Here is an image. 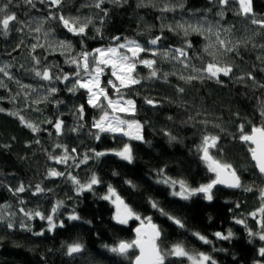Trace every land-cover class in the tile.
I'll list each match as a JSON object with an SVG mask.
<instances>
[{"label": "trees", "instance_id": "trees-1", "mask_svg": "<svg viewBox=\"0 0 264 264\" xmlns=\"http://www.w3.org/2000/svg\"><path fill=\"white\" fill-rule=\"evenodd\" d=\"M34 2L32 7L25 0H13L8 10L16 14L20 23L11 24L7 36L0 30V67L7 66L8 73L0 72V264H133L135 249L124 257L104 247L133 240L139 225L136 220L128 225L113 221L112 206L101 199L109 185L133 212L141 218H151L161 230L160 245L165 250L179 243L190 254L210 255L216 264H256L264 260L258 255L264 241L249 236V231H261L259 217L254 219L251 213L264 205V176L255 172L249 159L250 146L239 138L241 124L248 134L253 126L264 127V29L251 23L253 16L238 15L236 0H230L223 9L218 0H105L101 8L107 11L106 16L95 7L97 0H63L58 8L48 2ZM5 3L7 0H0V6ZM252 9L255 19L264 20V0H252ZM221 10L223 16L218 14ZM61 15L91 23L84 35H74L58 19ZM189 25L203 31L189 29L185 34ZM37 27L40 32L35 31ZM217 30L232 42L234 51L224 52L215 46ZM155 37L161 39L153 47L148 41ZM125 38L149 49L140 57L154 60L157 72L156 77H151L152 69L137 63L134 76L140 83L121 90L125 99L136 104L135 115L122 118L140 122L143 141L111 133H102L97 140L92 125L102 113L87 104L86 91L79 89L73 94L68 90L71 80L44 81L35 71L49 68L54 75H72L76 67L70 60L82 51L92 53L97 48L125 42ZM61 42L71 48L60 47ZM33 45L37 47L33 49ZM176 49H183L187 58L174 59V55L178 56ZM152 50L158 54L153 56ZM210 53L233 69L228 76L221 75L219 82L198 71L213 60ZM189 76L202 78L188 81ZM109 79L115 80L106 68L101 83L114 99L117 94L107 84ZM51 87L57 89L55 94H49ZM181 88L183 92L178 91ZM146 99H152L155 106L147 104ZM81 105L83 119L76 112ZM21 116L40 131L25 127ZM57 119L63 121L59 135L54 127ZM204 136L218 137L210 153L232 165L241 187L235 191L214 187L211 201L201 194L188 200L173 196L171 187L157 182L161 171L192 188L215 179L198 150ZM124 144L132 147V163L111 154ZM65 148L67 155L75 159L67 164L56 163L51 157L64 156ZM94 152L108 154L97 158ZM85 154L90 158L77 167ZM51 170L64 175L50 176ZM69 174L81 184H87L95 174L101 183L78 194ZM20 185L25 187L23 193L10 191ZM37 185L44 191L37 192ZM150 201H156L159 208H153ZM25 211L53 215L54 221L64 227L49 232L47 220L38 216L29 219ZM73 212L81 219L69 220ZM169 216L180 219L184 227L173 223ZM237 219L244 223H236ZM9 222L14 225L11 229L7 227ZM229 231L233 235L228 240L214 235ZM38 232L44 234H34ZM194 233L210 243L205 244ZM73 242L82 243L84 250L69 257L67 245ZM165 264L190 262L169 256Z\"/></svg>", "mask_w": 264, "mask_h": 264}, {"label": "snow or ice", "instance_id": "snow-or-ice-1", "mask_svg": "<svg viewBox=\"0 0 264 264\" xmlns=\"http://www.w3.org/2000/svg\"><path fill=\"white\" fill-rule=\"evenodd\" d=\"M40 3L48 2L53 7H59L63 0H39ZM105 2V0H97L95 3V7L101 9L104 12V15H107V11L101 8V5ZM114 3H119L120 0H113ZM219 4L222 6L229 5L230 0H218ZM239 4L238 15L242 14L245 17L253 16L251 19V23L254 25H258L260 28L264 29V20H257L254 18L253 9H252V0H236ZM13 3V0H7V3L0 6V30L3 31L5 36L8 35L10 31V25L15 23H20L17 19L15 13H11L8 10V6ZM26 4L35 7L34 0H25ZM167 11L168 9H164ZM220 16H223V10L218 13ZM56 18V17H51ZM58 19L63 24L64 28H66L69 32L74 35H84L86 32V28L88 23H91V20L86 23H80L78 19L73 18H65L63 15L59 16ZM103 22V21H101ZM192 31H203L201 28L196 27L193 28L189 25L188 29H185V34H187L188 30ZM22 30V29H18ZM171 30V29H170ZM36 32H40L41 28L37 27L35 29ZM208 32H212V28L207 29ZM223 31L227 32L229 29H224ZM99 32V29H97ZM216 36V45L219 49H222L224 52H232L235 50V46L232 44L230 40L222 38L221 31L217 30L215 32ZM114 40H120V37H114ZM161 37H155L148 41L149 44L155 46L160 41ZM42 46V45H41ZM190 46V45H189ZM33 49L37 47V45L32 46ZM60 47L65 49H70L71 45L66 44L64 42L60 43ZM209 47H213V45H209ZM149 51L141 46L135 40H130L125 38V42L119 43L115 46H110L108 48H97L94 52L90 53L87 51H82L79 56L70 60V63L75 65L76 71L74 74H64L63 76L54 75L49 68H45L43 71H35V75L44 81H53L57 80L62 83H66L68 81H72L71 87L68 88L70 92L73 94L79 89H84L87 94V104L92 108H98L101 111V115L98 119L93 121L92 127L96 129L95 139H100V134L102 133H111V134H119L122 136H127L130 140H140L143 141L142 135V125L140 122L136 120H127L122 118L119 113H124L128 115H135L136 112V104L132 99H125L123 92L121 91L123 88H128L132 85L140 83V80L134 76L137 63H141L151 71V77H156L157 72L153 68L155 64L154 60L141 59L140 53ZM130 53V55L128 54ZM175 53L178 56L174 55V59H179V57L187 58V53L183 49H176ZM153 56L158 53L155 50H152L151 53ZM214 56L213 60L206 64V66L201 71L203 76H206L209 79L216 78L217 82H219V77L221 75L228 76L232 73V66L228 64H222L217 59H215V54L210 53ZM167 55V53L165 54ZM35 59V58H34ZM180 63H184V60H180ZM38 64L39 61L37 60ZM6 67H0V72L8 75L6 71ZM187 67V64H185ZM108 68L111 70V76L115 78V80L109 79L107 84L114 89L117 94V98L113 99L109 96L107 88L102 86L101 77L105 74V69ZM11 79V77H9ZM202 77L198 76H189L187 77L188 81L193 79H198ZM250 79H254V77L249 74ZM181 79H185L181 77ZM118 82V83H117ZM57 89L55 87H51L48 89L49 94H55ZM178 91L183 92V89H178ZM149 105L155 106V102L152 99H146L145 101ZM39 103V101H36ZM57 104L62 103V101H57ZM76 112L80 119H83L84 115V106L81 105L76 109ZM261 115L264 116V111L261 112ZM21 123L25 125V127L31 129L33 132H38L40 129L33 123L24 120V118L20 117ZM48 123H53L52 121H48ZM54 127L56 133L62 134L63 131V121L57 119L54 123ZM82 127V125H80ZM77 128H73L72 131H77ZM240 130V140L245 143H249L251 145H255V147H250L249 151L251 152L252 159L255 161V167L259 169V172L264 175V127H256L253 126L251 129V133L244 132V125L239 126ZM170 139H175V137H170ZM218 137L216 136H204L201 146L199 147V152L201 153V159L207 166L209 172L214 173L215 179H212L211 182L202 184L199 187L192 188L183 180H173L166 177L163 174V171L159 173L160 179L157 181L158 183L167 184L169 187L173 189L172 195L178 196L180 199L188 200L192 196L197 194H203L204 199L211 201L213 199V188L218 184H223L227 187L231 188H240L241 181L240 177L236 174V171L232 168V165L216 159L211 153L210 149L214 148L217 144ZM39 141H37L38 143ZM60 147V145H57ZM75 149H72V152H75ZM68 150L65 148V155L59 157H51L56 161V163L67 164L70 159L74 160L75 157H71L67 155ZM108 153L105 152H94L95 157H101ZM111 154L119 157L121 160L127 161L128 163H132L134 160V155L132 151V147L129 144H124L123 147L119 150L113 151ZM90 157L85 154L82 161H78L76 166H79V163H86ZM115 174V173H114ZM50 176L58 177L64 175L62 172H58L55 170H51L49 172ZM68 179L72 181L74 185H76L77 193H82L83 191H91L94 185H98L101 183V180L93 174L89 179L87 184H81L80 181L71 174L68 175ZM130 186L132 185L131 181H126ZM177 185L178 190H177ZM247 191H251L250 188L245 189ZM14 193H23L25 191V187L20 185L16 189H10ZM37 192L44 191L40 188L39 185L36 186ZM261 197L264 199V191L261 192ZM101 199L108 200L112 203L116 209L115 215L113 219L118 224L127 225L129 220L135 219L140 221V226L135 229V238L130 241H120L117 245L109 247L105 245L104 247L108 249V251L119 255L127 257L129 252L133 249L138 250V255H135L133 264H165L166 259L169 256L176 258H186L190 264H216V261L205 253H199L196 255L190 254L182 244H175L170 249H163L160 245V237L161 230L152 223L151 218H141L137 213L133 212V210L125 204L124 200L120 197V195L116 192V190L109 185L107 188V193L101 197ZM151 206L153 208H159V205L156 201H150ZM60 204L57 205L59 207ZM21 211H24L21 209ZM53 214L56 212V208L52 210ZM161 214L167 215L161 210ZM24 215L31 219L33 216H38L42 220H47L48 223V231L51 232L57 227H64L63 223H56L53 219V215L44 216L40 212H24ZM254 219H257V223L260 225L261 231L259 233H253L249 231V236L258 237L260 241H264V205H262L257 212L251 213ZM180 228L184 227V224L180 219H177L173 216L168 217ZM69 220L76 221L80 220L81 217L73 212L68 216ZM236 223L243 224L244 221L237 219ZM22 228L31 231L26 225L21 224ZM8 228H13L14 225L9 222L7 224ZM35 235H43V232L34 233ZM198 239L203 241L205 244L210 243V241L200 235L199 233H194ZM217 239L228 240L232 237V232L229 231L227 234H223L217 232L214 234ZM84 245L79 242H73L67 245L66 254L69 257H72L75 254H79L83 252ZM258 255L261 258H264V247H260L258 250ZM256 264H264V260L257 261Z\"/></svg>", "mask_w": 264, "mask_h": 264}, {"label": "water", "instance_id": "water-1", "mask_svg": "<svg viewBox=\"0 0 264 264\" xmlns=\"http://www.w3.org/2000/svg\"><path fill=\"white\" fill-rule=\"evenodd\" d=\"M251 133V132H250ZM249 133V134H250ZM250 147H255V145H251V144H249V143H247ZM249 159H250V162H252V164H253V166H254V169H255V172H258L260 175H262L260 172H259V169L258 168H256L255 167V161L252 159V156H251V152H250V155H249ZM237 174V173H236ZM238 175V174H237ZM239 176V175H238ZM264 176V175H263ZM215 187H220V188H222V189H228V190H232V191H235V189H237V188H231V187H227V186H225V185H223V184H218V185H216ZM140 225H138L137 227H139ZM136 227V228H137ZM135 228V229H136ZM135 229H134V234H135ZM136 250V249H135ZM136 253H137V255H138V250H136ZM134 260V259H133ZM132 263H133V261H132Z\"/></svg>", "mask_w": 264, "mask_h": 264}, {"label": "rangeland", "instance_id": "rangeland-1", "mask_svg": "<svg viewBox=\"0 0 264 264\" xmlns=\"http://www.w3.org/2000/svg\"><path fill=\"white\" fill-rule=\"evenodd\" d=\"M151 46H153V45H151ZM156 46V45H155ZM154 47V46H153ZM152 53V52H151ZM129 55H130V53H128ZM143 65V64H142ZM109 71H110V73H111V70L109 69ZM102 78V77H101ZM118 83V82H117ZM117 97H115L114 99H116ZM119 115H121L122 117H125V115H128V114H124V113H119ZM116 135V134H115ZM117 135H119V134H117ZM122 136V135H121ZM124 137H127V136H124ZM107 193V192H106ZM105 193V194H106ZM104 194V195H105ZM202 196H203V194H201ZM105 201H107V202H109L108 200H105ZM110 203V202H109ZM110 205L112 206V208H113V211H114V215H115V212H116V209H115V207H114V205L112 204V203H110ZM114 215H113V217H114ZM132 220H135V219H132ZM132 220H129V222H128V224L130 223V221H132ZM113 221L114 222H116L114 219H113ZM137 221V224H139L140 225V221H138V220H136ZM118 224V223H117ZM127 224V225H128ZM120 225V224H119Z\"/></svg>", "mask_w": 264, "mask_h": 264}]
</instances>
